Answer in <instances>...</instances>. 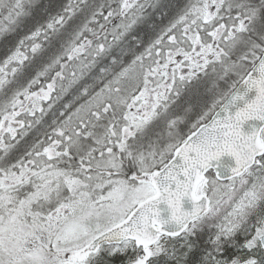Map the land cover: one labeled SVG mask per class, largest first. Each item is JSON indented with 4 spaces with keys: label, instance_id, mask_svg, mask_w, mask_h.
Listing matches in <instances>:
<instances>
[{
    "label": "snow or ice",
    "instance_id": "snow-or-ice-1",
    "mask_svg": "<svg viewBox=\"0 0 264 264\" xmlns=\"http://www.w3.org/2000/svg\"><path fill=\"white\" fill-rule=\"evenodd\" d=\"M0 264H264V0H0Z\"/></svg>",
    "mask_w": 264,
    "mask_h": 264
}]
</instances>
